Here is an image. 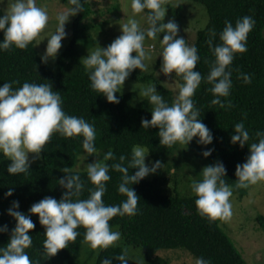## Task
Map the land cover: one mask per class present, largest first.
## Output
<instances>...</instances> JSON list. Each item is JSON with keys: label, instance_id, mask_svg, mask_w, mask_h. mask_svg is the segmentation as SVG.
<instances>
[{"label": "clouds", "instance_id": "clouds-1", "mask_svg": "<svg viewBox=\"0 0 264 264\" xmlns=\"http://www.w3.org/2000/svg\"><path fill=\"white\" fill-rule=\"evenodd\" d=\"M85 2L87 0H67L69 7L56 15L55 31L47 34L42 63L55 60L62 47L61 41L66 37V23L70 17L83 11ZM130 8L131 15L120 27L121 34L107 47L96 46L82 58L90 88L105 97L108 103L118 104V94L131 72L135 69L146 70V38L156 41L163 33V38L159 40L162 45V72L179 78L180 82L176 84L178 94L169 105L156 91L155 84L142 87L139 96L146 98L152 110L150 120L141 118L140 126L144 129L156 128L159 144L163 146H186L194 137L198 144L210 145L213 135L200 120V109L195 106L193 97L203 80L209 85L206 91L213 96L211 105L225 110L232 106L228 99L232 88L231 65L236 54L247 51V36L255 20L245 15L238 18L234 25L231 21H224L219 33L220 42L214 44L212 38L207 40L214 59L209 63L207 75L202 77L198 70H194L200 59L196 46H189L183 37L177 35L179 28L174 20L162 22L167 10L166 0H130ZM138 16L147 23L146 29L141 28ZM48 20L46 7L37 6L35 0H13L8 11L0 15V32L3 33L0 51L25 49L40 36ZM237 79L245 84L251 83L248 73H239ZM17 83L11 81L0 85V155L9 161L6 168L9 175L29 172L33 160L38 159L53 133L65 138L82 137L81 147L86 154L84 159L97 153L94 125L83 117L67 115L61 107L60 93L53 91L50 83L26 81L14 88L13 85ZM232 130L230 143H238L240 148L247 146L248 151L244 162L235 166V187L248 189L264 182V130L254 133V142H250V133L243 121L235 123ZM212 151V148H206L202 152L203 157H208ZM29 154H32L31 158ZM148 155V147L140 144L132 146L127 163L124 155H120L117 161L112 150L103 152L102 159H95L84 166L91 185L87 188V198H80L85 190V182L80 174L69 173V168L63 167L64 175L57 181L64 189L59 200L44 197L30 206L28 214L18 210V201H12L6 215L15 221V226L11 229L7 244L0 247V264H39L30 260L26 251L32 245L29 235L35 227L32 215L37 216L38 223L44 229L43 250L48 258L74 242L80 235L78 228L84 230V240L91 249L96 250L97 255L109 247L115 248L121 233L111 228L109 221L116 216L132 218L138 214L139 198L131 185L161 168L160 160L146 162ZM110 169L120 174L117 191L126 197L118 205H106L102 199L110 180ZM130 169H135L131 175ZM225 175V166L217 161L203 167L200 178L193 179L190 184L198 213L210 223L228 222L233 216V189L226 183ZM13 191L9 187L4 193L5 198L12 196ZM183 214L188 213L185 211ZM6 231L7 225L0 226V233ZM127 257V250H124L115 259L119 264H129ZM100 264H112V260L105 258ZM192 264H211V261L194 257Z\"/></svg>", "mask_w": 264, "mask_h": 264}, {"label": "trees", "instance_id": "trees-1", "mask_svg": "<svg viewBox=\"0 0 264 264\" xmlns=\"http://www.w3.org/2000/svg\"><path fill=\"white\" fill-rule=\"evenodd\" d=\"M69 7L67 0H59ZM206 7L209 23L198 32L195 46L200 59L196 64L202 77L209 71V63L214 57L208 47L207 40L213 39L219 43V33L224 27V21L235 24L238 18L250 15L255 20L253 29L247 36V51L236 54L232 62V88L228 99L232 106L225 110L211 105L212 94L206 91L209 87L203 80L193 97L195 106L200 109V120L213 135L210 145L212 148L208 156L210 164L222 162L226 168V183L234 188V192L244 195L246 189L235 187V166L242 164L248 154L247 146L238 147V143H230V135L235 123L243 121L250 133V142L255 141L254 133L264 130V0H195ZM3 13L0 11V15ZM88 15V3L85 2L83 11L76 14L73 25L72 39L65 51L58 57V71L53 73L41 58L35 48V40L25 49H11L0 51V85L4 82L17 81L14 88L24 82L50 83L53 91L60 93L63 111L70 116L83 117L94 125L96 130L95 147L97 151L112 150L117 157H130L131 148L135 144L148 147L149 156L153 162L160 160L161 168L153 174L151 180H141L131 185L139 198L136 216H116L109 221L111 228L118 227L124 245L142 248L150 264H169L166 259L157 256L161 250L182 249L194 257L210 259L211 264H247L238 252L230 238L219 227V221L209 222L202 217L194 204L195 196L181 198L164 194V185L168 181V158L175 149V145L167 147L159 144L156 128L144 129L140 126L141 118L150 120L152 105L147 100L133 103V94L119 96L118 104L108 103L103 96L90 88V81L84 71L81 55L78 51V41L84 28L82 22ZM215 33V36H213ZM3 33L0 32V39ZM135 55V53H132ZM239 73L251 75V83L245 84L237 79ZM136 69L130 76L136 77ZM156 89L169 105L173 101V94L155 82ZM82 137L65 138L53 133L50 140L40 153L41 163L30 166L29 172L9 175L6 171L9 161L0 155V226L7 225L8 231L0 233V247H4L9 239L15 221L6 210L12 201L19 202V211L28 214L30 206L44 197L60 199L64 189L58 185L63 167L71 170L77 156L83 152ZM112 163V161H109ZM135 169H130L131 175ZM85 182V190L81 199L87 198V188L91 187L86 172H78ZM110 180L106 185V192L102 197L106 205H118L124 197L118 193L117 186L120 174L109 170ZM9 187L14 189L12 196L5 198L4 193ZM187 215H184V212ZM35 227L29 232L32 245L26 250L30 260L39 264H100L109 258L112 264H119L115 259L124 251L122 246L109 247L94 255L93 251L84 261L78 262L84 242V230L78 228L80 235L68 247L59 250L54 256L47 257L43 250L44 229L38 223L35 215L31 217Z\"/></svg>", "mask_w": 264, "mask_h": 264}, {"label": "rangeland", "instance_id": "rangeland-1", "mask_svg": "<svg viewBox=\"0 0 264 264\" xmlns=\"http://www.w3.org/2000/svg\"><path fill=\"white\" fill-rule=\"evenodd\" d=\"M13 0H0V11L5 14L10 8ZM37 6H44L49 15L48 25L35 40V48L38 55L44 54L48 35L55 31L56 15L63 12L68 6L62 4L59 0H35ZM88 15L82 22L84 33L78 41V51L81 59L86 57L96 46L107 47L120 33V27L127 22L131 15L130 0H87ZM166 15L162 22L166 23L169 19L174 20L178 25V36L183 37L186 43L194 45L199 31L203 30L209 23V15L206 7L195 2V0H166ZM76 15L69 18L65 25L66 37L61 41L62 47L58 51L55 60L46 62L48 68L53 72L58 71V57L65 51L70 43L73 34V25ZM141 28L146 29L147 23L140 17H137ZM161 33L156 41L145 40L146 64L145 71L136 69V77L130 76L125 80L119 96L133 94V103L146 101V98L139 96L142 87L148 84H155L156 81L173 94V100L178 94L176 84L179 78L174 74L165 75L162 72V45L160 39ZM40 43V44H39ZM39 44V45H37ZM83 63V60H82ZM158 92V90L156 89ZM106 101V98L103 97ZM97 151L94 156L90 155L84 159L83 152L79 153L76 162L71 170L76 172H85L84 166L92 163L95 159H102L103 152ZM204 148L197 143V138H193L186 146L175 144V149L168 158L169 172L166 174L168 181L164 185V194L166 196L181 198H191L194 194L190 190V184L193 179H199L201 169L210 165L209 158L203 157ZM32 154H29L31 158ZM152 159L148 155L146 162ZM41 163L40 154L38 159L33 160L31 166ZM153 174L144 178L151 180ZM231 197L233 205V216L228 222H219L221 230L230 238L234 246L241 254L247 264H264V182L250 186L246 189L244 195L234 192ZM118 230V227H114ZM120 232V231H119ZM117 246H122L127 250L129 264H150L142 248L124 245L121 239ZM96 254V250L89 247L84 242L78 262L84 261L90 252ZM157 256L166 259L169 264H192L193 255L186 250H161ZM92 264L93 260L89 261ZM81 264V263H80Z\"/></svg>", "mask_w": 264, "mask_h": 264}]
</instances>
